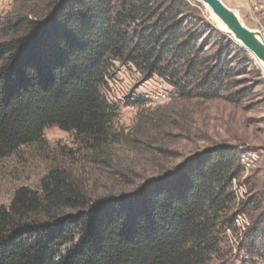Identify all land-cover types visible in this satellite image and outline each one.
Instances as JSON below:
<instances>
[{"label":"trees","instance_id":"obj_1","mask_svg":"<svg viewBox=\"0 0 264 264\" xmlns=\"http://www.w3.org/2000/svg\"><path fill=\"white\" fill-rule=\"evenodd\" d=\"M18 2L0 26V162L42 145L55 126L72 134L75 155L103 164L99 153L119 136L120 106L105 93L116 63L163 79L182 99L243 97L250 56L198 2ZM142 104L137 96L127 105ZM239 156L232 143L213 144L131 192L100 197L51 167L0 205V264H212L237 231L236 214L248 221L239 249L264 261V181L246 177L238 200Z\"/></svg>","mask_w":264,"mask_h":264},{"label":"rangeland","instance_id":"obj_2","mask_svg":"<svg viewBox=\"0 0 264 264\" xmlns=\"http://www.w3.org/2000/svg\"><path fill=\"white\" fill-rule=\"evenodd\" d=\"M222 1L248 28L264 36V0ZM19 5L18 0H0V26L14 18ZM201 6L219 30L216 19ZM249 56L250 67L242 76L245 90L239 102L182 99L163 79L155 76L145 80L132 66L116 63L105 93L120 106L115 123L119 136L108 148L109 154L99 153L103 164L92 163L90 156L75 155L72 134L48 127L42 145H25L0 162V205L7 206L20 186L36 187L39 178L54 166L70 169L91 197L131 192L187 156L223 142L236 145L239 155L250 161L240 180L235 181L243 185L237 190L245 197L242 181L246 177L255 174L264 181V69ZM137 96L143 99L142 105H127ZM241 230L237 227L236 233L228 231L224 254L212 264H264L262 259L252 261L243 255L239 248L246 242Z\"/></svg>","mask_w":264,"mask_h":264},{"label":"water","instance_id":"obj_3","mask_svg":"<svg viewBox=\"0 0 264 264\" xmlns=\"http://www.w3.org/2000/svg\"><path fill=\"white\" fill-rule=\"evenodd\" d=\"M193 1L205 6L223 26L224 29L219 27V30L228 34L239 47L264 66V36L259 31L248 28L222 0Z\"/></svg>","mask_w":264,"mask_h":264},{"label":"built area","instance_id":"obj_4","mask_svg":"<svg viewBox=\"0 0 264 264\" xmlns=\"http://www.w3.org/2000/svg\"><path fill=\"white\" fill-rule=\"evenodd\" d=\"M243 156L244 155H240L239 156V161L243 165V167L246 168L249 165V162L250 161L248 159H244ZM242 186H243L242 184H239V185L237 184L236 185V182H234V190H235V193H236V196H237V199L238 200L241 197L244 198V195L242 194V192H240L239 190H237V189L242 188ZM244 194H246V191H245ZM235 223H236L237 227H240L241 229H243V230L240 231V232H242V231L245 230V227L248 224V221H247V218H246L245 215H243V214H236L235 215Z\"/></svg>","mask_w":264,"mask_h":264},{"label":"bare ground","instance_id":"obj_5","mask_svg":"<svg viewBox=\"0 0 264 264\" xmlns=\"http://www.w3.org/2000/svg\"><path fill=\"white\" fill-rule=\"evenodd\" d=\"M214 17V16H213ZM215 18V17H214ZM216 19V18H215ZM216 22H217V25L221 28V29H224L223 26L221 25V23L216 19ZM263 69H264V66H263Z\"/></svg>","mask_w":264,"mask_h":264}]
</instances>
